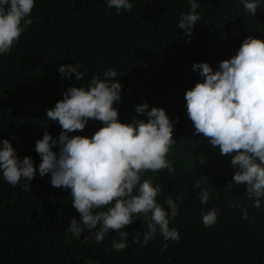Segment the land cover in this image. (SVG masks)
Listing matches in <instances>:
<instances>
[{
    "label": "trees",
    "instance_id": "1",
    "mask_svg": "<svg viewBox=\"0 0 264 264\" xmlns=\"http://www.w3.org/2000/svg\"><path fill=\"white\" fill-rule=\"evenodd\" d=\"M129 2L132 10L117 14L107 0H35L28 17L32 24L9 53L0 54V140L9 139L17 155L31 157L37 169L28 191L23 180L13 187L0 173V264H264V199L257 210L246 184L235 185L232 156L221 155L218 146L195 133L185 100L186 91L203 82L192 70L194 63L208 62L219 70L248 36L264 40V0L255 16L241 0H196L202 15L190 42L177 27L180 14L190 11L189 0ZM77 63L83 80H75L74 73L71 80L60 78V65ZM109 68L122 85V99L113 105L121 122L147 120L135 112L145 101L149 110L163 108L173 122L176 143L167 158L174 171H148L142 180L161 186L156 200L169 213L167 198L183 197L176 201L179 215L170 221L180 234L178 242L165 241L159 232L147 244L132 242L137 235L143 240V216L126 227L129 242L122 251L111 248L119 239L111 230L100 243L85 242L87 230L77 239L67 231L72 218L81 219L71 190L53 187L50 174L39 175L36 141L45 131L53 138L62 131L58 122L47 121V110L69 87L85 86ZM102 126L90 119L82 131L69 135L90 138ZM197 181L201 188L194 187ZM229 182L232 190L224 191ZM205 188L210 199L202 204L199 195ZM211 208L220 214L214 226L205 228L201 214Z\"/></svg>",
    "mask_w": 264,
    "mask_h": 264
},
{
    "label": "clouds",
    "instance_id": "2",
    "mask_svg": "<svg viewBox=\"0 0 264 264\" xmlns=\"http://www.w3.org/2000/svg\"><path fill=\"white\" fill-rule=\"evenodd\" d=\"M241 2L244 10L255 16L261 0ZM34 3L35 0H0V54L9 53L32 24L28 17ZM189 4L190 11L180 14L177 25L189 37L188 42L193 26L202 15L197 12L196 0H189ZM107 7L115 8L119 14L122 9L131 11L133 4L129 0H107ZM79 67L78 63L60 65V78L71 80L74 73L75 80H83L85 73ZM192 70L203 78V82H197L185 93L187 113L195 133L208 138L212 146H218L221 155L232 156L231 164L236 169L232 179L235 185L246 184L247 198L259 210L264 199V40L248 36L235 56L220 62L219 70L214 71L208 62L194 63ZM121 91L117 72L109 68L103 77L94 75L85 86H72L64 92L63 99L46 112L47 121L61 126L60 135L53 138L45 131L35 144V151L41 157L39 175L50 174L53 187L71 190L72 206L81 219L72 218L67 231L77 239L87 230L90 235L84 241L92 238L100 243L111 230L119 237L112 240L111 248L122 251L129 242L126 227L143 216L147 221L143 240L137 235L132 242L147 244L157 232L165 241L178 242L180 234L176 228H170V221L179 215L176 201H182L183 197L167 198L169 213L156 200L161 186H154L151 179L142 180L148 171H174L173 163L167 158L176 143L173 122L163 108L149 110L146 101L136 105L135 112L146 114L147 120L133 118L131 123L121 122L118 110L113 107L121 101ZM90 119L103 124L90 138L69 135L82 131ZM57 147L59 151H53ZM0 173L13 187L23 180L28 191L37 169L31 157L21 159L10 140L3 139L0 140ZM194 187L201 188V181ZM232 188L233 183L229 182L224 191ZM199 199L202 204L208 203L210 193L206 188L201 190ZM229 207L239 204L230 203ZM219 214L217 208L202 212L204 227L214 226ZM242 218L248 219L246 207ZM167 247L165 243L161 251Z\"/></svg>",
    "mask_w": 264,
    "mask_h": 264
}]
</instances>
